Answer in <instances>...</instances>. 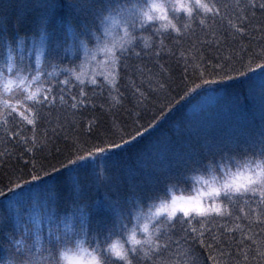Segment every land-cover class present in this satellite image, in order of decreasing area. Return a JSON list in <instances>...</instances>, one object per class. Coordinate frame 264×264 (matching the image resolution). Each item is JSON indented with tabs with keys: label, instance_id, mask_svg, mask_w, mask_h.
Here are the masks:
<instances>
[{
	"label": "snow or ice",
	"instance_id": "obj_1",
	"mask_svg": "<svg viewBox=\"0 0 264 264\" xmlns=\"http://www.w3.org/2000/svg\"><path fill=\"white\" fill-rule=\"evenodd\" d=\"M90 45L111 57L106 84L73 83L70 68L51 78L60 49ZM235 83L258 123L226 96ZM186 106L184 134L121 174V154ZM66 110L78 121L57 122ZM0 142L13 146L0 154V229L15 224L0 264H264V0H0ZM193 174V194L170 191Z\"/></svg>",
	"mask_w": 264,
	"mask_h": 264
},
{
	"label": "rangeland",
	"instance_id": "obj_2",
	"mask_svg": "<svg viewBox=\"0 0 264 264\" xmlns=\"http://www.w3.org/2000/svg\"><path fill=\"white\" fill-rule=\"evenodd\" d=\"M232 2L236 0H231ZM36 3H39L40 0H35ZM58 28H60L61 32L65 31V26L63 24L57 25ZM159 25H157L158 27ZM26 30L30 28V25L25 26ZM69 33V37H70ZM98 46V45H97ZM97 46H89V48L86 50L84 48H81L79 50V53H77L74 49L72 48H62L60 49V55L62 56V60L59 62V66L53 70L51 67L48 69V71L53 72V76L51 77L52 79H56L57 77L61 80L65 78V76L60 75V73L66 72L67 69H71V79L73 83L79 84L80 81L76 80V76H79L81 80L85 81L88 85L91 84V80L93 77L97 79V81L103 77L105 79L109 78L112 73V65L109 63L111 60V57H105L103 52L100 51L99 55H97L96 47ZM87 91V89H85ZM66 92H73L72 85L69 84L65 90ZM226 96L228 99L235 100L241 109V114L245 116L243 111L249 110L248 114L249 117L247 116L248 121L251 120V122H259V117L257 114L254 113V109L251 105V102L246 98L248 95L247 91V86L246 84H240V83H235L234 85L231 86V88H227L226 90ZM91 95V93H90ZM175 96V93H173ZM171 97H167L165 99H170ZM176 99H179V97H176ZM100 102V101H97ZM245 102V103H244ZM162 103V102H161ZM159 107L157 106L152 109L153 113L159 112ZM251 107V108H250ZM158 108V109H157ZM181 112L183 114L184 112V117L181 116H175L172 119H168L166 122L162 123L160 127L156 130V132L152 133L150 136L151 138L144 139L138 144L130 146L132 148H142L143 150H140L139 157L136 161L137 166L141 164L139 160H143L142 158V153L146 152L149 148V146L156 141L157 139H160L161 137L167 136L172 139H175L178 136H181L184 134L187 125L189 124L190 121H193L196 118V113L192 109L191 106H186L184 109H181ZM54 118L58 122L59 120L63 119L65 124H68L69 121L71 120H77L78 117L73 116L72 110H66L63 112L57 111L54 114ZM159 119V116L156 117V119H153L152 113H146L143 117V119L140 121L141 123H144L147 125L149 121H151L153 124L156 123V121ZM181 129V130H180ZM181 132H180V131ZM152 139V141L149 143H146L145 145V140L148 141ZM136 150L132 151L136 153ZM125 152H123L119 158V163H122V161L127 160L126 155H124ZM28 158V157H27ZM47 163V162H46ZM52 164H57L56 160L51 161ZM57 167L59 165L57 164ZM50 170V169H49ZM43 175V173H41ZM208 178V177H205ZM30 179V177H28ZM46 179V178H45ZM51 183L57 185L58 190L60 191L61 194V211H69V201L70 197H66L62 195V192L64 191L66 194L69 193L70 189L69 185L71 183V178L68 174L66 173H58L57 177H55ZM199 174H193L189 176L187 180V184L183 185L182 187L185 188L182 192H184L186 195H191L194 192V189L196 187H199ZM62 186V188L60 187ZM176 189L170 188L171 192H174ZM0 212H3V209H0ZM225 221H219L220 225H223ZM231 227V225H229ZM15 227L14 221L9 222V226L0 229V240L3 239V241L6 242L5 247L0 249V256L1 257H6L5 254L8 250V244L11 243V240L8 235H6L7 232H10L13 230ZM216 225L209 224V226H206V228H215ZM214 235H219L218 231L213 233ZM206 238H207V233H206ZM225 239H228V237H225ZM208 253V252H207ZM225 259H227V256H225ZM210 264V262H209ZM223 264V261L221 262Z\"/></svg>",
	"mask_w": 264,
	"mask_h": 264
},
{
	"label": "trees",
	"instance_id": "obj_3",
	"mask_svg": "<svg viewBox=\"0 0 264 264\" xmlns=\"http://www.w3.org/2000/svg\"><path fill=\"white\" fill-rule=\"evenodd\" d=\"M224 2L225 3H228V4H234L235 3V1H231V0H224ZM59 25V24H58ZM112 76V75H111ZM110 76V77H111ZM109 77V78H110ZM109 78H107V79H105V78H103V77H101L99 80H98V82H103V83H107V80L109 79ZM133 81H135L137 78L136 77H132L131 78ZM145 79V81H146V79H147V77H145L144 78ZM89 86V88H91V87H93L91 84H89L88 85ZM229 88H231V86L229 87ZM173 95V94H172ZM174 96V95H173ZM171 99V98H170ZM167 100L168 99H165V98H161V100L158 102V105L157 106H162L164 103H167ZM162 102V103H161ZM245 103V102H244ZM251 108V107H250ZM158 109V108H157ZM159 110V109H158ZM165 111L167 112V109H165ZM153 112V111H152ZM248 112H249V110H246V111H243V113L245 114V116H244V118L245 119H247V116L249 117V114H248ZM149 114V113H148ZM183 114H184V112H183ZM182 114V112H181V110L180 111H177V112H174L173 114H171L170 115V117H169V119H172V118H174L176 115L179 117V116H181V117H184V115ZM251 121V120H250ZM254 123H258V121L257 122H254ZM181 130V129H180ZM179 130V131H180ZM181 132V131H180ZM152 136H150L149 134H145V139H147V138H151ZM152 141V139H150V140H148V141H146L145 140V145H146V143H149L150 144V142ZM12 149H13V146L11 145V144H7V143H2V142H0V154H2V153H4V152H6V151H12ZM134 150H136V148H132L131 149V147H129L128 149H127V151L125 152V154L124 155H126V158H127V160H125V161H122V163H119V165H124L125 164V162L126 163H129V164H131V165H133L134 163H136V161H137V159H138V157H139V151L140 150H143L142 148H137V150H136V153L135 152H132V151H134ZM143 158V157H142ZM25 159H28L27 158V156H25ZM13 160H15V156H13ZM140 166V165H139ZM128 170V171H127ZM127 170H125L124 168H121L120 167V171H121V174H123V175H127L128 173H130V172H134V171H136V169L134 168V167H129ZM6 171V169H2V168H0V178H3V174H4V172ZM46 178V177H45ZM47 179V178H46ZM209 225V224H208ZM197 254L198 255H200V257H201V259H203V257L204 256H207V249H203V248H199V247H197ZM215 254V253H214Z\"/></svg>",
	"mask_w": 264,
	"mask_h": 264
},
{
	"label": "clouds",
	"instance_id": "obj_4",
	"mask_svg": "<svg viewBox=\"0 0 264 264\" xmlns=\"http://www.w3.org/2000/svg\"><path fill=\"white\" fill-rule=\"evenodd\" d=\"M69 264H98L97 260L94 258L85 257L84 259H74L69 262ZM99 264H103V260L99 261Z\"/></svg>",
	"mask_w": 264,
	"mask_h": 264
},
{
	"label": "bare ground",
	"instance_id": "obj_5",
	"mask_svg": "<svg viewBox=\"0 0 264 264\" xmlns=\"http://www.w3.org/2000/svg\"><path fill=\"white\" fill-rule=\"evenodd\" d=\"M141 163H143V160H139ZM141 165V164H140ZM121 168H124L125 170H127L129 167H134L136 170H138L139 169V167L140 166H137V164L136 163H134L133 165H131V164H129V163H126L125 162V164L124 165H119ZM128 171V170H127ZM61 188H62V186H60ZM68 189H70V188H68ZM62 195L63 196H66V197H70V191H69V193H65L64 191L62 192Z\"/></svg>",
	"mask_w": 264,
	"mask_h": 264
}]
</instances>
